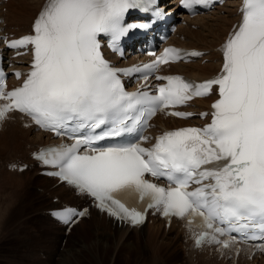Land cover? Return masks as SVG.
Segmentation results:
<instances>
[{
	"label": "snow or ice",
	"instance_id": "snow-or-ice-1",
	"mask_svg": "<svg viewBox=\"0 0 264 264\" xmlns=\"http://www.w3.org/2000/svg\"><path fill=\"white\" fill-rule=\"evenodd\" d=\"M207 3L181 0L189 9ZM140 4L141 0H47L32 34L9 44L31 45L33 60L22 86L5 91L0 81L4 101L0 120L19 111L39 127L72 138V144L42 149L36 159L57 167L59 171L49 175L90 195L111 216L142 223L143 208L127 202L134 197L147 208H162L165 217L188 214L189 225L199 217L200 227L211 231L196 236L198 246L208 238L228 247L230 241H220L216 234L231 232L258 230L264 239V0H242L241 21L221 48L220 75L201 84L179 76L157 77L167 81L157 95L126 92L118 74L139 69L114 68L101 51V37H110L109 47L115 51L116 42L139 27L125 24L124 19ZM181 58V50L166 48L144 67ZM214 86L219 99L212 104L211 123L203 128L166 131L150 147L139 142L93 147L107 137L135 131L145 115L150 119L158 110L209 95ZM82 129L88 134L76 135ZM96 129L102 130L96 133ZM147 175L167 180L168 186L148 180ZM193 184L198 186L189 190ZM86 214V209L72 208L53 213L66 223Z\"/></svg>",
	"mask_w": 264,
	"mask_h": 264
},
{
	"label": "bare ground",
	"instance_id": "bare-ground-1",
	"mask_svg": "<svg viewBox=\"0 0 264 264\" xmlns=\"http://www.w3.org/2000/svg\"><path fill=\"white\" fill-rule=\"evenodd\" d=\"M42 1H1L0 26L3 25L16 33L23 31L30 25ZM172 1L174 0H162L160 3L171 8L173 7L171 4ZM3 6H6L5 9L7 11H2ZM236 16V1L226 0L225 3L219 5L210 13L188 18L185 24L178 26V33L173 37L175 42L208 50L203 54V57L206 58L205 61L200 63L199 59H197L184 63H175L172 65L173 69L187 72L195 78H201L214 72L218 68L219 57L218 50H215L214 47L224 38L225 32ZM192 26L196 27L191 28ZM180 36H182L181 39ZM207 98L195 99L193 102L199 105H205ZM156 120L164 125L182 124L189 121L159 116ZM45 139L44 132L36 131L33 127L24 125L20 116L15 113H13L12 118L6 117L0 121V182L6 178L21 182L17 190H15V187L11 183H6L3 191L6 194L12 193L16 196L14 205L19 216L25 211L24 195H29L34 192L37 198L35 210L31 213L33 215L32 218L38 213L45 219V221H39V224L43 223L46 231L37 232L40 229L39 225H33L34 232L41 238V242L35 244V248L42 247L44 254L39 251V257L41 258L30 261L32 264H53V262L57 264H69L70 262L84 264L82 261H87L88 264H119L118 262L121 259L125 262L124 264H180L181 255H183V260H188V264H192V259L208 253L207 251L196 252L189 250L181 228L178 225L164 227L160 219L156 217H151L139 227L118 224L110 216L100 212L93 206H91L87 216L74 223L69 233L66 234L64 227L50 218L45 210L59 206L66 201L87 203L88 197L86 195H77L66 185L55 183V179L40 174L37 167L32 163H29V166L21 171H13L7 169V167L5 170L1 167V161H6V158H10L12 154L18 155V157H21L25 161H31V158L28 156L29 150ZM8 153L10 154L7 156ZM11 172L15 174H11ZM59 202L60 204H58ZM3 212H0V218ZM19 218L18 220L16 218L14 219V230L19 227H24L25 219H30L27 216ZM86 225L90 226L89 230H86ZM79 229H81L80 233L75 234ZM27 231L23 229L21 235ZM85 231H87V235L86 233L84 235L81 233ZM24 238V240H27L28 236L25 235ZM14 239L16 240L13 248L14 251L22 247L26 249L29 246L28 243L22 245L23 240L20 242L19 238L14 237ZM3 242L0 245V250L2 249ZM184 245L185 247H183ZM160 248L173 251V257L176 258L178 263L172 260V262H167L159 254ZM24 250L22 249L21 252ZM132 250L133 254L130 253ZM25 252L28 254L23 252V255L32 256L34 254L27 250ZM20 254L22 255V253ZM146 254H149L151 258L148 263L146 262ZM86 255H88V259ZM137 256H142L143 259L136 261L134 258ZM239 257L244 262L237 264H264V256L258 255L247 258L244 255H239ZM210 258L206 257L205 260H210ZM213 261L224 264L222 260H218L217 258ZM13 264H16V262Z\"/></svg>",
	"mask_w": 264,
	"mask_h": 264
},
{
	"label": "rangeland",
	"instance_id": "rangeland-1",
	"mask_svg": "<svg viewBox=\"0 0 264 264\" xmlns=\"http://www.w3.org/2000/svg\"><path fill=\"white\" fill-rule=\"evenodd\" d=\"M195 27L196 26H192L191 28H195ZM181 38H182V36L180 37V39ZM6 159H8V157ZM5 169H6V166H5ZM6 183H11L15 187V190H17L18 185L21 182L19 180H11L9 178H6L2 182H0V212H3L4 211L3 213L5 214L3 216V213H1V218H0V245H1V243L4 240H6V238H8L6 241L3 242L2 249L0 250V254H2V253H12L9 250L10 249L13 250L14 245L16 244V240L14 239V237L19 238L20 239V242H21V240H23L22 241V245L25 244V243H28L29 244V246H27L26 249L24 247H22L21 249H18L17 251H18L19 254L22 253V255H23V252L26 253L25 252L26 250L27 251H31L32 253H34V251L35 252H38V255H39V251H41V253L44 254L42 247L39 246V248H41L42 250H40L38 248H35V244L40 243L41 242V238H40L39 235H37L34 232L33 225H39L40 229L37 230V232L46 231L45 225L43 223L39 224V221L40 220H38V218L36 217V215H34L35 217L32 218L33 215L31 213L35 210V202H36L37 196L34 194V192L30 193L29 195L28 194L24 195V200H25V208H24V210L25 211L23 213L24 215L22 214V215L19 216V214L16 211L15 205H14L16 196L14 194H12V193L6 194V192L3 191L4 185H6ZM58 204H60V202ZM23 216H27L30 219H28V218L25 219V226L24 227L28 231L25 232L23 235H21V231H23V227L16 228L15 229L16 231H15L14 230V227H13V222H14V219L15 218H16V220H18V219H20L19 217H23ZM4 219H6L7 222ZM8 220H9V222H8ZM30 220H31V222H30ZM89 228H90V226L89 225H86V230H89ZM80 231H81V229L79 230V233H80ZM33 232H34V234H33ZM81 233L83 235L86 233V235H87V231L81 232ZM75 234H78V233H75ZM25 235L28 236V239L27 240H24L25 239L24 238ZM183 247H185V245ZM22 249L23 250L25 249V250L23 252H21ZM130 253L133 254V250ZM26 254H28V253H26ZM159 254L161 256H163L166 259L167 262L174 261V262H177L178 263V261L176 260V258L173 257V251H168L165 248H160L159 249ZM145 257L147 258V261L146 262L147 263L150 262L151 258L149 257V254H146ZM206 257H211V258H210V260H205ZM39 258H41V257H38V259ZM86 258L88 259V255H86ZM134 259H136V261H140L143 258H142V256H137ZM214 259H216V257L214 255H211L208 252L206 255H199V256H197V258L195 257L194 259L191 260V263L192 264H219L217 262H214L213 261ZM217 259L218 260H222L224 264H232V263H229L228 260H223V259H219V258H217ZM180 260H181L180 264H183V263L184 264H188V260H183V255L180 256ZM208 261H210V262H208ZM82 262L84 264H88L87 261H82ZM241 262H244V260H242V258L238 256L236 262L233 263V264H237V263H241ZM13 263H15V261L12 262V264ZM118 263L119 264L120 263L121 264H124L125 262H123L122 259H121L120 262H118ZM6 264H10V263H6ZM69 264H74V262H70Z\"/></svg>",
	"mask_w": 264,
	"mask_h": 264
}]
</instances>
